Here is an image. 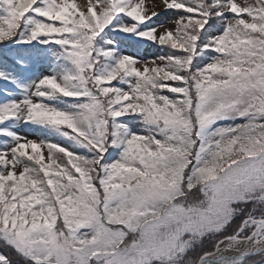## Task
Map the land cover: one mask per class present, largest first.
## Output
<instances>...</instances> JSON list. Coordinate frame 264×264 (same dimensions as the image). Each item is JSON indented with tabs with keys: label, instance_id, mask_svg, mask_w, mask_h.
I'll use <instances>...</instances> for the list:
<instances>
[{
	"label": "snow or ice",
	"instance_id": "snow-or-ice-1",
	"mask_svg": "<svg viewBox=\"0 0 264 264\" xmlns=\"http://www.w3.org/2000/svg\"><path fill=\"white\" fill-rule=\"evenodd\" d=\"M0 245L264 264V0H0Z\"/></svg>",
	"mask_w": 264,
	"mask_h": 264
},
{
	"label": "rangeland",
	"instance_id": "rangeland-1",
	"mask_svg": "<svg viewBox=\"0 0 264 264\" xmlns=\"http://www.w3.org/2000/svg\"><path fill=\"white\" fill-rule=\"evenodd\" d=\"M78 2H79V0H78ZM156 2H158V0H156ZM238 2L243 3V0H238ZM174 15H175V13L171 10H169V11L160 10V15L156 19L159 21V23H162V22H165V21H168L169 19H171ZM166 26L170 27L171 25H166ZM144 55H154V54L144 53ZM23 135H26L29 138H35V135L32 133H26L25 132V133H23ZM1 247H3V246H1Z\"/></svg>",
	"mask_w": 264,
	"mask_h": 264
},
{
	"label": "trees",
	"instance_id": "trees-1",
	"mask_svg": "<svg viewBox=\"0 0 264 264\" xmlns=\"http://www.w3.org/2000/svg\"><path fill=\"white\" fill-rule=\"evenodd\" d=\"M155 20H156V22L157 23H159V21L156 19V18H154ZM148 52H151V53H153V54H158L159 53V49H157V48H152V47H145L144 49H143V53H148ZM19 131L23 134V133H32L31 131H29L28 129H24V128H21V129H19ZM32 134H34V133H32ZM35 135V134H34ZM2 245H0V251H5V252H7L9 255H11L12 256V258L14 259V260H16L17 259V257H16V254L12 251V250H10V249H7V248H4V247H1Z\"/></svg>",
	"mask_w": 264,
	"mask_h": 264
}]
</instances>
